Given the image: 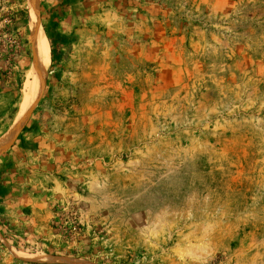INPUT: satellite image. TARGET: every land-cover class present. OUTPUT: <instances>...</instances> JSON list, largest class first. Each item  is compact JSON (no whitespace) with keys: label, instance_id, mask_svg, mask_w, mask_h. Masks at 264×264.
<instances>
[{"label":"rangeland","instance_id":"obj_1","mask_svg":"<svg viewBox=\"0 0 264 264\" xmlns=\"http://www.w3.org/2000/svg\"><path fill=\"white\" fill-rule=\"evenodd\" d=\"M31 1L0 0V141L37 74ZM37 10L56 60L0 153V264H264V0Z\"/></svg>","mask_w":264,"mask_h":264},{"label":"bare ground","instance_id":"obj_2","mask_svg":"<svg viewBox=\"0 0 264 264\" xmlns=\"http://www.w3.org/2000/svg\"><path fill=\"white\" fill-rule=\"evenodd\" d=\"M39 0H32L31 1V26L32 32L35 41V60H34V67L36 68V76L35 80L30 87L29 92V102L24 109V113L21 116L18 124L10 130L0 141V153H2L6 148H8L16 139L21 127L25 123L30 111L29 108L34 104L38 98L40 97L41 93L44 90L48 67L50 65V48L48 44V39L45 34L43 25L40 20V16L37 10Z\"/></svg>","mask_w":264,"mask_h":264},{"label":"trees","instance_id":"obj_3","mask_svg":"<svg viewBox=\"0 0 264 264\" xmlns=\"http://www.w3.org/2000/svg\"><path fill=\"white\" fill-rule=\"evenodd\" d=\"M55 16H56V15H51L50 20L54 21ZM49 23H50V22H49ZM43 28H44L45 34H46V36H47V39H48V41H49V44H50V46H51V49H52V51H53V42H52V40H51L50 32H49V30H48L46 24L43 25ZM50 59H51L52 62L56 60V58H55V56H54L53 53L51 54ZM23 129H25V126L22 128V130H23Z\"/></svg>","mask_w":264,"mask_h":264},{"label":"crops","instance_id":"obj_4","mask_svg":"<svg viewBox=\"0 0 264 264\" xmlns=\"http://www.w3.org/2000/svg\"><path fill=\"white\" fill-rule=\"evenodd\" d=\"M63 19H65V17H63L62 18V20L60 21V24H59V26L57 27V29L59 30V31H61L62 33H67V30H65V29H63V30H61V23H63L64 22V20Z\"/></svg>","mask_w":264,"mask_h":264},{"label":"water","instance_id":"obj_5","mask_svg":"<svg viewBox=\"0 0 264 264\" xmlns=\"http://www.w3.org/2000/svg\"><path fill=\"white\" fill-rule=\"evenodd\" d=\"M27 2H28V0H27Z\"/></svg>","mask_w":264,"mask_h":264}]
</instances>
